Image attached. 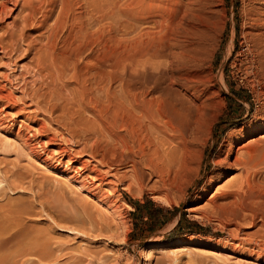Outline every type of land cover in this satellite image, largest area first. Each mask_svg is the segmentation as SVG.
Wrapping results in <instances>:
<instances>
[{
    "label": "rangeland",
    "instance_id": "1",
    "mask_svg": "<svg viewBox=\"0 0 264 264\" xmlns=\"http://www.w3.org/2000/svg\"><path fill=\"white\" fill-rule=\"evenodd\" d=\"M205 1L201 14L193 10L194 0L112 1L117 12L114 41H104L101 47L93 43V48L98 44L94 53L86 46L75 56L84 59L88 49L103 59L112 48L129 59L122 75L130 73L132 87L146 81L149 89L160 87L153 96L162 94L179 105L185 117L180 123L182 136L159 148L167 168L163 177L170 175L173 183L139 163L137 145L132 151L121 149L114 137L129 138L127 117L122 121L114 115L104 95L95 96L97 105L80 101L71 91L75 82L69 67L68 75L58 77L62 83L53 82L59 96L54 89L47 95L51 86L44 81L49 76L43 77L31 47L44 28L38 24L42 5L25 26L18 21V4L0 20V264H264V191L246 197L245 208L234 203L230 209L221 196L241 174L232 161L237 146L251 137L264 139V1ZM184 13L195 14L190 15L193 19L199 14L191 24L197 20L199 26L174 29ZM172 29L183 31L173 43ZM58 33L54 45L51 40L48 44L56 54L65 43V34L59 42ZM244 39H249L250 52ZM141 57L149 61H144L142 74ZM170 61H175L173 67ZM260 150L264 151V142ZM263 161L264 155L255 162L258 169L252 165L261 179ZM77 179L87 185H79ZM133 198L140 204L135 205ZM157 204L161 209H155ZM149 210L157 221L149 217ZM191 220L201 227H193Z\"/></svg>",
    "mask_w": 264,
    "mask_h": 264
},
{
    "label": "bare ground",
    "instance_id": "2",
    "mask_svg": "<svg viewBox=\"0 0 264 264\" xmlns=\"http://www.w3.org/2000/svg\"><path fill=\"white\" fill-rule=\"evenodd\" d=\"M112 1L114 2L116 0H112ZM112 1H111V3H112ZM194 1H195L194 7L196 6V9L193 8L194 11L195 10L201 11L203 8H205V5H207V1H205V0H202L204 3L201 2V0L200 1L194 0ZM41 2H43L44 4H41ZM255 2H257V1H255ZM111 3L108 0H0V20H2L5 16L9 15L10 12L12 11V9L15 7V5L18 4V6H19L18 17L20 19L18 21H20L21 25H24L25 23L27 24V22L29 21L28 19H30L32 17V15H35L34 11L36 10V8H38L39 6L42 5V8L39 9L40 13L42 15H41V20L39 21L38 24L41 25V28H42V26L44 28L40 29L41 31L38 34L39 36H37L35 38L36 40L34 39L35 40L34 42H36L37 40L40 39L38 41V43H33L31 45V47H33V45L35 47L36 58H34V60H37L36 63L38 65L39 70L44 69L43 70L44 74L42 73L43 77H44V75L46 77H47V75L49 76L48 80H46V81H44V79H46V78L41 77L46 86H51L48 89V91L46 89L47 95L53 94V93L51 94V92L53 91L52 89H54L56 86V84H53V82L57 83L59 81L60 83H62V81H60L58 79V77H61L63 74H65V75L70 74L71 75L72 79L74 80V81L72 80V84H73V82H75L74 83L75 87L73 86V89L71 88L72 90L70 88H67V91L69 89L71 91H74V93L77 94V96L79 97L80 101L83 102L86 100L88 102L90 101L89 104H91V102L93 104L94 103L96 104V103H98L99 98H96L95 96L104 95L106 97L107 101L109 102L111 108H112V110H111L112 113L116 116H120L122 121L125 120V118L127 117V120L130 123L129 129L131 130L130 131L131 134L129 135L128 139L121 138V137L117 138V136L114 137V139L115 140L117 139V142L120 144L121 149L125 148L126 150L132 151V147H133L132 145L133 144L137 145L138 146L137 150L135 152L134 151L133 152L137 155V157H139V159H140V160L138 159L139 163L141 162L142 165L149 168V171L151 173L155 172L159 176V178H161L165 182L166 179H164V177L165 178L168 177V179H171V177H169L170 175H168L166 177L167 173H165V172H166L167 168H166V165L163 163L164 161L162 159H160V158H162L163 154H161V155L159 154V151H160L159 148L163 149L162 143H164V144L169 143L173 140L175 142H177V140L179 141L180 137L182 136L180 123L183 122V119H185V117H184V115H182L181 109L179 108L178 104L166 101V99H164L162 94L157 95V96H153V94H151L152 92L160 93V87L159 86H154L153 88L149 89L147 87L146 81H143L142 83L139 84V87L137 89L132 87V85L130 84V81H129V77H131V76H129L130 73H127L125 78L123 77L124 70L126 69L127 66L130 65L128 63L129 59H126L125 57H123V58L120 57L115 52L116 50L114 51L112 48H109V49L106 48V49H108V50H106L107 51V53H106L107 57L106 58L103 57V59L101 58L100 55H98V54L93 55L91 53V52H93L91 50H94L95 48H97L98 44H99V46L100 45L102 46L103 44H105L104 41H106V43H108V42L112 43L114 41V37L117 35V34L115 35V33H116L115 29L117 27L116 22H115V14L117 12L114 11V7L116 5L113 6L114 3L113 4H111ZM248 7H249V5H248ZM255 7H256V5H255ZM53 9H55V13L53 12ZM115 9H116V7H115ZM250 9H253V8H250ZM39 10L37 9L36 11L38 12ZM248 10H249V8H248ZM251 12H253V11L251 10ZM188 13H184L183 15H181L180 18L178 19L180 21H178V22L175 21L176 20L174 18L175 15H173V14L170 15V21L174 22V23L176 22V24H173V26L174 25L177 26V27H173L174 29H176V28L177 29L181 28L182 30L188 29L191 26L192 21L199 16V14H198L197 17L196 18L194 17V19H193L190 16V15H192V13L190 15ZM201 13H202V11L200 12V14ZM249 14H252V13H249ZM69 16H70L71 20L68 19L70 21L67 23L66 20ZM192 16H195V14H193ZM248 16L249 15L247 14L246 17H248ZM252 16H254V15H252ZM256 17L255 18L258 19L259 16H256ZM147 19H146V21H147ZM256 19L254 20V18H253L251 20L256 21ZM32 20L35 21V17ZM198 20H200V19H198ZM260 20H262V18ZM260 20H259V22H260ZM196 21H194V22H196ZM31 22L33 24V21H31ZM141 22L143 23V21H141ZM194 22H193V25L197 24L196 26L198 27L199 23H194ZM199 22H201V21H199ZM261 23H264V20L261 21ZM29 24H30V21H29ZM133 25H135V24H133ZM251 27H253V25ZM260 27H261V24H260ZM24 30H21V31H24ZM60 30L66 31L65 33H63V34H65V38H64L65 43H64L63 47L61 48V50H58L57 54L54 52L55 53L54 54L48 50V48H49L48 44H49L50 40H51V44H52V39L54 38L53 36L56 32L57 33L59 32L58 34H56V36L57 35L59 36L60 33H62V32H60ZM182 30L175 31L172 29V31L170 33V38L172 40L171 41L172 43H173V41H176V42L178 41V38H179L178 33H179V31H182ZM19 33L21 34V36L23 38L24 36L22 35V32H19ZM19 33H17L16 36L19 35ZM62 35L60 37H62ZM256 35L254 37H256ZM21 36H20V38L19 37L18 38L21 39ZM42 37H43V39L41 40ZM60 37H58L59 42L61 40ZM254 39L255 38H253L252 41ZM257 39L258 38H256L254 40V42H253L254 44L260 43V42H257ZM13 40L16 42L15 39H13ZM248 40L244 39L245 44L243 43V45H245V47H246L245 50H247V51L250 50V45H249ZM17 41H19V40H17ZM21 41H22V39H21ZM255 41L257 43H255ZM53 42H55V41H53ZM93 43L94 44L98 43L97 47H94V48L91 47V46H93ZM56 44L57 43H55V45ZM52 45H54V44H52ZM86 46L87 47L90 46V48H93V49L89 48L91 52H89V51L87 52L88 49L86 51H84V53H83L84 59H82L79 56L81 61L80 62L77 61L79 58L75 57V56H77L78 53L82 52V50ZM260 47H263V46H260ZM55 48H56V46H55ZM102 48H105V47H102ZM227 48H228V46H227ZM105 52H104V54H105ZM34 53H33V55H34ZM253 53H254V51H253ZM102 56H103V53H102ZM72 57H73V59H72ZM75 58H78V59L76 60ZM260 58L262 59L263 57L261 56ZM146 59L147 58H142V57L138 59L139 61H142V63L138 64V66L140 65V67H141V74H142V72L144 73V71L146 70L147 64H144V61ZM46 61H48V62H46ZM145 62L147 63L149 61L146 60ZM49 63H51V64H49ZM170 63L172 64L171 65L172 67L175 65V61H170ZM263 63H261V64H263ZM50 65L53 66L52 67L53 69L51 68L52 71H50L51 69H49ZM252 65L255 66L254 63ZM68 67L70 68V72L68 71L69 73L66 74L65 70ZM260 67H259V70H260ZM250 68H251L250 71H253L252 66H250ZM263 70H264V68H263ZM37 72H41V71L37 70ZM256 72H257V70H256ZM45 73H47V75ZM258 73H259V71H258ZM258 73H256V74H258ZM70 75L68 77H70ZM253 76H254V74H253ZM62 77H61V79H62ZM42 79L40 80V83L42 82ZM56 80H58V81H56ZM63 81H64V84H65V82H67L65 80H63ZM69 82H70V80H69ZM44 83L42 82V84H44ZM117 83H118L119 89L115 90L114 88H115ZM259 83H260V81H259ZM64 84H61V85L64 86ZM67 84H68V82H67ZM66 85L64 87H67L69 84L67 86ZM46 86H44V87L46 88ZM41 87H42V85H41ZM44 87H43V89H44ZM56 88H57V86H56ZM60 88H63V87H60ZM74 88L77 91H75ZM56 90L54 89V92ZM71 91L69 93H72ZM69 93H67L68 96L70 95L69 98H71V100H74L76 96L73 97V94H69ZM45 94H46V92H45ZM56 94H58L57 91H56ZM71 95H72L73 99H72ZM43 96L45 97L44 92H43ZM58 96H59V94H58ZM8 97H9V95H8ZM50 97H48V98H50ZM54 99L58 100V98H56V97ZM77 99L78 98H76L75 101ZM57 100H56V102H58ZM66 100H68V99H66ZM79 100H77L76 103H80V102H78ZM53 101H55V100H52V102ZM86 101H85V104H86ZM73 104H75V103L73 102ZM82 104H79V106ZM57 105H59V102L57 104H55V106H57ZM76 105H78V104H76ZM90 106L92 107L94 105H90ZM52 107H53V105H52ZM83 107H85V106H83ZM83 107L81 106L82 109H84ZM87 107H89V106H87ZM59 108H60V106H59ZM61 108H62V106H61ZM77 108H79V107H77ZM101 111L102 110H98L99 113H102ZM69 118L72 120L71 116H69ZM229 135H230V133H229ZM251 138L252 139H250V141H247L244 144L237 146L238 148L240 147L242 149L241 150L242 153H240V155L238 154V152H239L238 148H237L238 151L235 150V152L233 154V160L232 161L234 162V164L235 163L238 164V166L240 167V170H241V174H240L238 180H236L237 181L235 183L236 185L233 187L227 188L226 190H224L221 193V196H223L225 198L224 204L227 205L228 208H230V209H234V203H235V205H237L239 207L245 208V205L247 204L245 201L246 197L247 198L251 197L249 195H251L252 192L257 191L258 189H260L259 191H262V192L264 191L263 188H260V187L264 186V179L257 178V176L254 174L255 172H253L255 169H258L257 167L259 165V164L257 165L255 162H257V161L260 162L263 159L264 151H261L263 149L261 148L260 151H258V150L262 146V142H264V139H262L260 137H251ZM173 142H171V143H173ZM259 144L261 145L260 147H258ZM161 145H162V147H161ZM167 146H168V144H167ZM172 147H174V146H172ZM228 148H230V145L228 146ZM226 150H228V149H226ZM229 151H230V149H229ZM162 152H165V151L162 150L160 153H162ZM258 152H260V153L258 156H256L258 154ZM159 155L161 157H159ZM257 157H261V160L256 161ZM224 160H226V159H224ZM45 161H46V159H45ZM228 162H229V160H228ZM259 162H257V163H259ZM254 163L256 164V168L253 167V169H252V165ZM263 163H264V161H263ZM136 164H138V162ZM255 164H254V166H255ZM133 165H134V163L132 164V166ZM53 168L57 171L60 170L61 173H63L64 175H66L69 178H77L76 175H74L73 173L69 172L66 169H60L57 167H53ZM72 170L75 173L76 171H78V168H73ZM263 171H264V169L261 172H258V171H256V172L262 174ZM163 172H164V174H166L164 177H163V175H164ZM134 174H135V172H134ZM97 177H99V176H97ZM261 177H264V174H262ZM136 179H137V176H136L135 180ZM82 181H84V180H82ZM170 181H172V179ZM170 181L168 180V182H169L168 184L171 183ZM77 182L79 183V185L80 184H82V186L85 185L84 183H82L80 181V179H77ZM172 183H173V181H172ZM233 185H234V183H233ZM129 186L131 187V185H129ZM129 186H127V188ZM165 186H166V184H165ZM227 186H229V184ZM254 194H255V192H254ZM255 196H258V195L256 194ZM221 205H223V204H221ZM235 210H236V208H235ZM242 210H244V209H242Z\"/></svg>",
    "mask_w": 264,
    "mask_h": 264
},
{
    "label": "trees",
    "instance_id": "3",
    "mask_svg": "<svg viewBox=\"0 0 264 264\" xmlns=\"http://www.w3.org/2000/svg\"><path fill=\"white\" fill-rule=\"evenodd\" d=\"M131 201L135 204V205H139L140 204V202L137 200V199H135V198H133V199H131ZM148 201H149V203H152L153 201L150 199V198H148ZM161 207L162 206H160V205H155V209H161ZM133 212H134V210H132ZM149 217H153V219L155 220V221H157V218L155 217L154 218V214H152V211L151 210H149ZM153 220V221H154ZM192 221V223H194V225H193V227H195V228H199V227H201V225L200 224H198V223H196V222H194L193 220H191ZM179 223H180V218L177 220V222H176V226H178L179 225ZM187 229H193L192 227H188Z\"/></svg>",
    "mask_w": 264,
    "mask_h": 264
}]
</instances>
